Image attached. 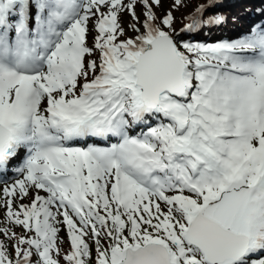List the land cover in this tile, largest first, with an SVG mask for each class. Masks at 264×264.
Segmentation results:
<instances>
[{"label": "snow or ice", "instance_id": "6c2138e0", "mask_svg": "<svg viewBox=\"0 0 264 264\" xmlns=\"http://www.w3.org/2000/svg\"><path fill=\"white\" fill-rule=\"evenodd\" d=\"M222 7L0 0V264H264V20Z\"/></svg>", "mask_w": 264, "mask_h": 264}, {"label": "trees", "instance_id": "16d2710c", "mask_svg": "<svg viewBox=\"0 0 264 264\" xmlns=\"http://www.w3.org/2000/svg\"><path fill=\"white\" fill-rule=\"evenodd\" d=\"M242 4L245 6V5H247L248 6V8L250 9H261V8H264V0H260L259 2H253V0L252 1H248V0H246V1H244V2H242ZM223 7H225V4H223ZM220 11L221 12H223V10L222 9H220ZM239 11L240 12H244V10L241 8V6H240V8H239ZM230 12V11H229ZM231 14H232V12H230ZM244 16H242V18L244 19V20H248V19H250V16L251 15H249V14H243ZM231 17H233V16H231ZM233 18H235V17H233ZM238 30V29H237ZM211 36V32H209V34H207V36L205 37V38H202L201 37V39L202 40H207L208 42H211V40L209 39V37ZM225 39V38H224Z\"/></svg>", "mask_w": 264, "mask_h": 264}, {"label": "rangeland", "instance_id": "374dc122", "mask_svg": "<svg viewBox=\"0 0 264 264\" xmlns=\"http://www.w3.org/2000/svg\"><path fill=\"white\" fill-rule=\"evenodd\" d=\"M231 27V25H229V28Z\"/></svg>", "mask_w": 264, "mask_h": 264}]
</instances>
